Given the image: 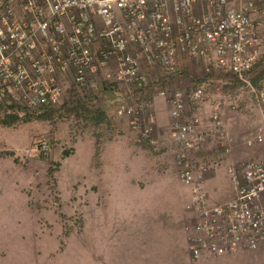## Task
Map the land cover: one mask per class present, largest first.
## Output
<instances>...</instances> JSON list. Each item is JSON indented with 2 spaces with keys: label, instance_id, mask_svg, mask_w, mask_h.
<instances>
[{
  "label": "built area",
  "instance_id": "1",
  "mask_svg": "<svg viewBox=\"0 0 264 264\" xmlns=\"http://www.w3.org/2000/svg\"><path fill=\"white\" fill-rule=\"evenodd\" d=\"M260 60L264 0H0V107L4 95L27 107H57L67 91L84 95L92 81L109 98L101 110L127 120L131 141L156 151L162 138L151 106L157 98L168 104L165 140L177 177L190 189L193 261L264 243V155L227 166L233 197L219 204L208 203L200 190L209 166L195 158L208 143L229 152L222 113L236 106L221 88L247 87L264 109V89L256 92L249 83ZM183 61L201 77L187 91L176 87ZM211 84L222 100L203 119ZM263 140L258 132L243 144ZM37 149L45 154L49 146Z\"/></svg>",
  "mask_w": 264,
  "mask_h": 264
},
{
  "label": "rangeland",
  "instance_id": "2",
  "mask_svg": "<svg viewBox=\"0 0 264 264\" xmlns=\"http://www.w3.org/2000/svg\"><path fill=\"white\" fill-rule=\"evenodd\" d=\"M182 70L187 80L178 81L177 88L187 91L201 81L198 70L190 75ZM249 78L256 92L264 89V60L254 65ZM88 84L84 95L67 91L57 107H27L21 99L12 102L7 95L3 96L0 107V264H22L24 233L32 234L26 243L28 264H94L95 208L89 206L82 192L84 159L89 153H96L99 144L108 140L111 133L128 141L132 134L127 120H112L109 111L101 110L109 98L97 93L94 82ZM216 88L214 84L208 87L206 101L213 98ZM220 92L226 102L236 106L231 114L241 119L243 129L236 142L239 140L243 147L240 146L239 152L246 154L244 161L260 159L264 155V140L251 147H246L243 140L250 134H264V109L257 106L247 87L233 84L221 88ZM221 97L215 99L222 100ZM158 136L162 143L156 151L132 141L128 148L133 144L150 156L167 153L172 159L165 132ZM41 143L49 146L45 154L37 149ZM237 146H233L234 153ZM218 152L223 153L208 143L195 158L201 157V162L209 166L208 172L216 166L214 160ZM172 163L175 167L173 159ZM21 203L31 211V221L20 219L24 217L17 208L23 205ZM8 206L14 210L5 220L10 211Z\"/></svg>",
  "mask_w": 264,
  "mask_h": 264
},
{
  "label": "crops",
  "instance_id": "3",
  "mask_svg": "<svg viewBox=\"0 0 264 264\" xmlns=\"http://www.w3.org/2000/svg\"><path fill=\"white\" fill-rule=\"evenodd\" d=\"M179 67L189 75L196 72V67L189 62H179ZM214 100L213 96L204 103L203 119L210 115L209 107ZM151 113L158 135L170 122L169 106L159 98L154 99ZM231 113L228 110L222 113L225 132L230 139L229 152L215 155L216 166L203 174L200 184V190L210 204L226 202L233 197L226 168L246 157L244 152H239L241 143L236 142L243 129L241 119ZM235 144L238 146L234 153ZM130 145L131 139L128 141L111 133L108 140L99 144L96 153L91 152L84 159L82 192L89 206L95 208L94 264H264V243L253 251L240 250L191 260L187 249L193 222L187 208L189 187L177 177L170 155L150 156L133 144L129 149ZM7 208L10 211L5 220L14 210L10 206ZM17 208L23 212L21 220H32L26 205ZM31 235L24 233L22 264L30 261L27 260L29 247L26 243L31 240ZM82 236L88 239L87 235Z\"/></svg>",
  "mask_w": 264,
  "mask_h": 264
},
{
  "label": "trees",
  "instance_id": "4",
  "mask_svg": "<svg viewBox=\"0 0 264 264\" xmlns=\"http://www.w3.org/2000/svg\"><path fill=\"white\" fill-rule=\"evenodd\" d=\"M98 112H100L99 110H98ZM14 120V118L13 119H11V121L10 122H12Z\"/></svg>",
  "mask_w": 264,
  "mask_h": 264
}]
</instances>
